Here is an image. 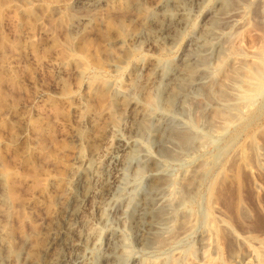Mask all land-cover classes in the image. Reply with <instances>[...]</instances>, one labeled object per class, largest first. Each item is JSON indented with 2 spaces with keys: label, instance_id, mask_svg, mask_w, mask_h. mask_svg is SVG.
Segmentation results:
<instances>
[{
  "label": "rangeland",
  "instance_id": "374dc122",
  "mask_svg": "<svg viewBox=\"0 0 264 264\" xmlns=\"http://www.w3.org/2000/svg\"><path fill=\"white\" fill-rule=\"evenodd\" d=\"M175 1L180 17L170 3L162 15L161 0H97L99 11L86 16H79L86 0H0V251L13 256L7 264L37 256L73 159L95 151L90 169L101 172L115 139L130 137L140 119L141 134L120 153L112 206L87 204L73 231L89 237L93 255L113 252L114 264H201L205 254L218 264H256L253 251L264 249V0ZM75 16L82 19L72 26ZM211 31L217 38L204 51L196 43L209 41ZM193 52L204 58L201 90H187L185 112L180 100L167 108L168 77L187 83ZM216 100L233 120L210 129L206 116ZM162 121L186 144H171L166 158L156 155L151 136L170 133ZM143 155L155 158L165 180L154 197ZM200 161L205 170L182 208L188 223L172 212L165 245L141 247L133 224L140 199L173 209L184 195L183 174Z\"/></svg>",
  "mask_w": 264,
  "mask_h": 264
},
{
  "label": "bare ground",
  "instance_id": "6f19581e",
  "mask_svg": "<svg viewBox=\"0 0 264 264\" xmlns=\"http://www.w3.org/2000/svg\"><path fill=\"white\" fill-rule=\"evenodd\" d=\"M86 1L88 2V7H87V9L82 11V14L80 13L79 16L91 15L95 11L98 10L97 9V4H98L97 0H86ZM161 2L162 3L158 5V9H160L159 12H161L162 15L165 16L166 13L169 14L165 10V7L167 6L166 3H170L171 7L175 11L174 12L175 16L180 17L183 14L182 13L183 10L180 9V6L178 5L177 1L171 0L169 2L167 0H165V1L161 0ZM116 11H117V9H116ZM121 11H122L121 13H123V12L126 14L129 13L127 10H124V9ZM104 12H105V14H109L112 11L110 12V10L104 9ZM72 14H73V12H72ZM77 15H78V13H77ZM162 15H161V17H162ZM79 16H75L76 18L71 23L72 26L74 24H77L82 19ZM157 16H158V13H157ZM145 17H146V15H145ZM225 17L226 16H223L221 18V20L225 21L227 19ZM169 23H170V21H169ZM137 34H136V37H139L140 34L139 35H137ZM143 37H144V35H143ZM209 37H210L209 41H207L208 39L207 40L203 39L201 41H200V39H198V43H196L197 46L205 49L204 51H207V49H209V48H208V46L205 45V42H208L209 45H212V43H213L212 41L217 38V35L212 33V31H211L209 33ZM140 38H141V36H140ZM123 42H125V41L120 39L116 43L122 44ZM194 52L192 53L191 58L194 60V63L196 65L192 69L185 71V74L188 75V77H189V81L187 79V81H188L187 83H186V81H182L183 79L178 80V76L176 74L168 77V82L173 85L172 89L174 91H170L168 97H166L167 98V103H166L167 108H169L176 100H180V104L182 103V105H180L179 108L182 111H184L183 102H184V100L187 99V94H186L187 90L190 89V90L199 91V92L201 90L200 84H201V81H202V78L204 75L203 66H205L203 63L204 58H201V56L203 55V54L201 55L202 52H197V53H194ZM226 83H227V81H226ZM126 103H127L126 104L127 107L133 108V109H131L132 111L136 109L135 108L136 103L130 102V100H127ZM123 106H124V108H126L125 104H123ZM166 116H168V115H166V114L163 115V120L167 119ZM140 117H144V116H140ZM143 120H145V117ZM232 120H233V118L228 114L227 110L220 109V103L217 100H216V102H214L211 105L210 112L206 116L208 128L212 127L210 129H213V127L217 128V126L229 125V124H231ZM131 121H132V119H131ZM133 121L135 122L136 120L133 118ZM159 123H161V122H159ZM162 123H163V121H162ZM141 124H142L141 119L139 122L136 121L134 124H132V126L130 127V133H131L130 137H128L126 139H122V138L117 137L115 139V144L112 147L113 148L112 151L109 152L105 157L106 158L105 165H104V168L101 169V172H99V173L97 172L96 174H93L91 169H90V166L93 163V160L95 158V151H89L87 155H77L73 159V161L71 162V167H70V169H71L70 170L71 171L70 179L58 197V206H57V209L55 211V214H54L51 222L49 224L47 223L48 225L45 227V230H44L43 235H42L43 238L40 241L39 246H38L37 256L33 257L32 259H29L28 264H39L40 259H41L42 264H114L115 260L118 257H116V259L114 258L115 256L112 257L113 252H111V251L106 252L105 251L106 254L105 255L103 254L104 256H102V258L97 257L98 254L93 255V252H91V249L89 248V246L91 244H94V243L90 244V240H89L88 236L84 235L83 233H78V232L75 233L73 231V229H74L75 223L77 225V219L79 218L78 216H79L80 211L83 208H85L87 206V204L90 205V207L93 210L99 211L103 204H105V203L110 204V202L113 200V189H114V187H116V183H118V181H119V169L118 168L121 165V163L123 162L120 159V157H121L120 153L125 151L126 147L128 148V146L133 145L136 142L135 138L138 139V137H136V136L140 135L141 131H142ZM162 127H164V129L168 130V128H169L168 123L166 124L164 122ZM146 131L148 132V130H146ZM173 132H176V131H173ZM173 132H172V134H171V132L169 134H167V137H165V136L161 137L162 134L156 133L155 130L151 132V133H153L151 136L153 137L152 141H154V143H155V145H154L155 146V153H157L156 154L157 156L164 157V158L171 157V153L169 152L170 149H168V148L171 144L173 145V143H177L180 148L185 147L186 144L182 143L181 140H180L181 143L177 142L180 137L177 138V135H174ZM178 136H180V135L178 134ZM182 138H184V137H182ZM191 142H192V144L195 145V147L196 146L199 147L200 145H202L203 138H197V137L194 138L193 137V139H191ZM175 147H176V145H175ZM143 156L144 157L141 158L140 162L143 163L142 167L147 169V172H148V179H147V184H146L147 195L152 197L153 195L162 191L163 187L165 186V180L163 179L164 177H160V175L156 169L155 158H150V157H147L146 155H143ZM123 164H124V162H123ZM205 167H206L205 161H200V162H197L189 172L183 174L182 181L184 182V188H185L184 195L177 202L175 207L171 210H170V208H166L167 206L166 207L165 206H162V207L156 206V204H153L154 201L150 202L151 198L150 199H148L149 197L144 198L142 195L143 199L142 200L140 199V201H139L138 207H140V208L138 210V213L135 216H133V224L135 226V229L137 230L136 236L138 237V244H140L141 247L142 246L143 247H150V248H154V249L155 248H157V249L161 248V245L165 240V239L163 240V237L165 236L164 234H166L168 231L169 226H167V225L169 222H171V221H168L167 218L170 217L172 212L173 213L176 211L181 212L180 214L178 213L179 215L178 214H177V216L175 215L176 219H178V222L180 221L183 225H186L188 223L187 222L188 218H191L189 216V211L185 208L186 211H188V212H185V211L182 212V208L186 207L187 205H190L191 200L193 198V194H194L193 190L195 189L192 186V182L194 181V179L197 176L202 174V172L205 170ZM118 191H119V189H118ZM112 212L116 213L117 208L113 207ZM190 212H191V210H190ZM173 213H172V215H173ZM116 214H115V218H116ZM129 216H131V215H129ZM206 224H208V223H206ZM208 232L214 237L217 233V230L215 229V227L213 225L208 224ZM1 235L2 234L0 231V246H2L4 244V242H1ZM173 239H171V240H173ZM172 242L175 243V240H173ZM18 251L20 252L19 249H18ZM18 251L16 252V254L19 256L21 254ZM9 254L5 250L3 253L0 251V264H7L12 260L13 256L9 255ZM115 255H116V253H115ZM37 257H40V259L38 260ZM253 257L255 259L256 264H264V249H261L259 251H256V250L253 251ZM164 260H166V259L164 258ZM172 260H170L168 264H173ZM24 261L26 262L27 258L26 259L24 258ZM175 263H176V261L174 262V264ZM201 264H218V262H217V260H213L210 258V256L205 254L204 260Z\"/></svg>",
  "mask_w": 264,
  "mask_h": 264
}]
</instances>
